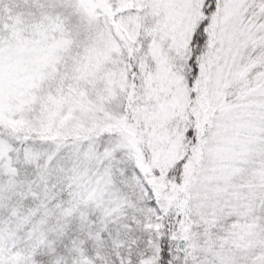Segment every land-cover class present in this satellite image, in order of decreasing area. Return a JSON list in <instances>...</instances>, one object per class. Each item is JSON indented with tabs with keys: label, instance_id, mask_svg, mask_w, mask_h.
<instances>
[{
	"label": "snow or ice",
	"instance_id": "1",
	"mask_svg": "<svg viewBox=\"0 0 264 264\" xmlns=\"http://www.w3.org/2000/svg\"><path fill=\"white\" fill-rule=\"evenodd\" d=\"M0 264H264V0H0Z\"/></svg>",
	"mask_w": 264,
	"mask_h": 264
}]
</instances>
